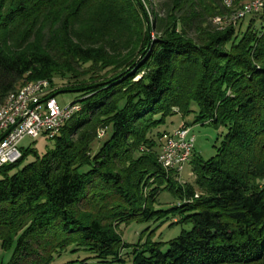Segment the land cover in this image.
<instances>
[{
	"label": "trees",
	"instance_id": "16d2710c",
	"mask_svg": "<svg viewBox=\"0 0 264 264\" xmlns=\"http://www.w3.org/2000/svg\"><path fill=\"white\" fill-rule=\"evenodd\" d=\"M232 12L223 0H0V104L38 79H64L56 93L105 82L78 93L51 147L0 168L5 264L79 250L106 264H264V8ZM192 113L225 133L179 184L158 139ZM163 191L179 200L166 210ZM168 213L190 228L142 241L147 227L135 243L119 232Z\"/></svg>",
	"mask_w": 264,
	"mask_h": 264
},
{
	"label": "built area",
	"instance_id": "2783aa9c",
	"mask_svg": "<svg viewBox=\"0 0 264 264\" xmlns=\"http://www.w3.org/2000/svg\"><path fill=\"white\" fill-rule=\"evenodd\" d=\"M223 0L225 7L233 9L230 20L236 22L264 8V0ZM220 23L222 20L216 18ZM57 87L47 79L28 82L10 92L0 104V168L17 162L22 156L21 142L26 138H53L64 123L81 109L79 102L60 106L55 95ZM106 129L98 131V138ZM157 160L166 171L181 173L193 157L194 135L191 127L182 125L162 133L158 139Z\"/></svg>",
	"mask_w": 264,
	"mask_h": 264
},
{
	"label": "rangeland",
	"instance_id": "374dc122",
	"mask_svg": "<svg viewBox=\"0 0 264 264\" xmlns=\"http://www.w3.org/2000/svg\"><path fill=\"white\" fill-rule=\"evenodd\" d=\"M249 17L245 19V23ZM66 84L64 79L54 78V85L59 89L63 88ZM80 94L75 92H58L56 93L55 97L60 106L67 105L73 101L78 99ZM195 114H190L182 119L178 115L171 116L161 127V129H166L167 131H171L180 127L182 121L190 124L191 127V134L194 135V150H193V157H196L201 160H207L212 157L216 153V148L219 146L220 141L225 133L224 128H214L211 124H193ZM104 138V137H102ZM101 140V138H100ZM100 143V142H98ZM53 141L50 139H46L43 136H39L38 138H26L21 142L23 148H34L37 150L39 154L43 153L47 147H51ZM98 144L94 147L96 150ZM32 156H28L26 162L32 160ZM176 180L179 184L184 183H193L194 175L191 171V162H189L184 169L177 175ZM179 200L170 192L163 191L158 197V203L155 207L161 209H169L177 204ZM168 218H161L158 220H154L150 223H143L139 224L136 222H131L129 224H123L119 228V232L122 234V238L127 243H135L137 242L140 233L146 229L142 238V241L146 239V233L149 234V229L153 230L151 234V238L156 241H166L170 238L177 236L180 233L182 228L189 229L190 225H175L170 226L169 224L171 221H175L177 219H172L171 213H168ZM177 218V217H176ZM172 219V220H171ZM147 234V235H148ZM165 248V247H164ZM163 248V249H164ZM123 255L125 250L122 251ZM11 257V250H5L0 246V264H5ZM86 259L85 262L81 263L82 260ZM106 264L99 262L95 258L92 257L90 253L87 251L79 250L76 252L66 251L63 252L61 255L56 257L51 264Z\"/></svg>",
	"mask_w": 264,
	"mask_h": 264
},
{
	"label": "water",
	"instance_id": "95a60500",
	"mask_svg": "<svg viewBox=\"0 0 264 264\" xmlns=\"http://www.w3.org/2000/svg\"><path fill=\"white\" fill-rule=\"evenodd\" d=\"M145 19H146V25H147V30L149 32V36H152V33H151V28H150V21L148 20V18L146 17L145 15ZM105 82H101V83H98V84H94V85H90V86H86V87H81V88H76V89H62L61 91L59 92H75V93H79V92H82L88 88H93V87H97L99 85H103Z\"/></svg>",
	"mask_w": 264,
	"mask_h": 264
}]
</instances>
